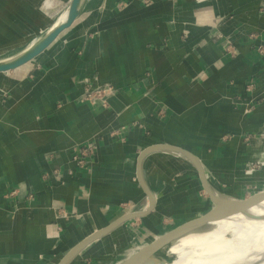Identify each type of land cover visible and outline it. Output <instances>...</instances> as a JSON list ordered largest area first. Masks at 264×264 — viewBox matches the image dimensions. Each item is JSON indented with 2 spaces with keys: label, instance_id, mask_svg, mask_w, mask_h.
<instances>
[{
  "label": "crops",
  "instance_id": "obj_1",
  "mask_svg": "<svg viewBox=\"0 0 264 264\" xmlns=\"http://www.w3.org/2000/svg\"><path fill=\"white\" fill-rule=\"evenodd\" d=\"M13 1L0 0L3 43ZM87 2L39 57L0 75V264H60L128 216L66 263L108 264L212 207L209 190L241 199L264 185V0ZM216 223L173 247L172 264L234 227ZM156 241L134 251L140 264Z\"/></svg>",
  "mask_w": 264,
  "mask_h": 264
},
{
  "label": "water",
  "instance_id": "obj_2",
  "mask_svg": "<svg viewBox=\"0 0 264 264\" xmlns=\"http://www.w3.org/2000/svg\"><path fill=\"white\" fill-rule=\"evenodd\" d=\"M87 3V0H70L67 9V18L64 22L55 27L53 30L49 31L47 34L45 33L41 35L35 43L27 44L21 49L16 50L14 52L0 55V75L16 71L21 67L28 65L37 57H39L44 51H46V49H48L54 43V41L60 36V34L69 29L74 24V22L80 17L82 12L84 11ZM179 150L183 151L181 149ZM187 155L194 160L198 167H200L197 162V159L193 155H191L190 153H187ZM209 192L213 201V206L207 209L205 212L201 213L197 217L188 219L180 224L173 225L172 227L168 228L167 230L161 233H156L150 237L144 239H136L132 241L129 245L121 249L117 253V255H115L108 262V264H140L141 259L132 255L134 251H136L140 246L149 243L153 240H163L165 243H168L170 246H173L181 238L190 234L200 233L210 228L214 222H217L220 219L230 217L225 216V213H230L232 215L240 213L257 206L264 201V185L256 193L241 199L216 195L210 190ZM127 219L128 216H124L108 228H105L102 231L90 236L88 239L78 245L74 250L68 253L60 264H66L68 260L73 257V255L77 253L83 246L100 237L111 227H114L121 221Z\"/></svg>",
  "mask_w": 264,
  "mask_h": 264
},
{
  "label": "bare ground",
  "instance_id": "obj_3",
  "mask_svg": "<svg viewBox=\"0 0 264 264\" xmlns=\"http://www.w3.org/2000/svg\"><path fill=\"white\" fill-rule=\"evenodd\" d=\"M52 5V0L45 1V7L50 8ZM65 9L57 21L51 26L45 27L46 29L42 31L41 35L47 34L66 20L68 6ZM39 37L30 44L35 43ZM262 155H264V152ZM260 159L264 160L262 156ZM224 215L230 217L220 219L217 222H231L234 227L230 229V233L225 232L219 238L220 240H216L213 237H210V239L201 238L196 242V245H191L190 248L195 249L201 247L210 248L205 250V254L200 253L194 264L199 262L208 264H264V201L249 210L233 215L230 213H225ZM213 224L218 223L214 222ZM198 234L187 235L173 246L163 240H159L160 242L156 241L144 251L145 260L142 264H172L177 256L183 252L181 249L171 252L172 248L178 246L181 240L188 237L198 238Z\"/></svg>",
  "mask_w": 264,
  "mask_h": 264
},
{
  "label": "rangeland",
  "instance_id": "obj_4",
  "mask_svg": "<svg viewBox=\"0 0 264 264\" xmlns=\"http://www.w3.org/2000/svg\"><path fill=\"white\" fill-rule=\"evenodd\" d=\"M13 3L14 4L12 12L10 14L5 13V15H7V17H9L11 20L9 24H7L6 28L8 31H10L12 40L9 43L0 42V55L14 52L17 47H20L24 44L27 45L30 42L28 40H31L33 38L36 39L37 37H39L42 34L40 32H42L47 27L51 26L59 18L60 14L63 13L65 6L69 3V0H52L53 5L50 8L45 7L44 0H30V3L32 5L31 10L26 7L25 1L21 3L20 0H14ZM2 5L3 4H0V8L4 7ZM25 14H29V16H31L32 14V16H37V14H41L43 15V17H35L37 18L35 25L27 19ZM0 16H4V9L1 10ZM43 25L46 28L44 27V29L37 33L39 30L38 27ZM2 30H4V28ZM262 158H264V155H262ZM261 161L264 162V160ZM224 223L227 226L231 224V222ZM191 249L189 250V253L196 252V249L194 251Z\"/></svg>",
  "mask_w": 264,
  "mask_h": 264
},
{
  "label": "built area",
  "instance_id": "obj_5",
  "mask_svg": "<svg viewBox=\"0 0 264 264\" xmlns=\"http://www.w3.org/2000/svg\"><path fill=\"white\" fill-rule=\"evenodd\" d=\"M91 152H93V148L90 146L84 147L82 153H77L74 155V159L78 160V162L83 166V160L81 155L88 156Z\"/></svg>",
  "mask_w": 264,
  "mask_h": 264
}]
</instances>
